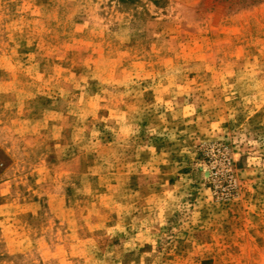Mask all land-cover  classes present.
I'll return each instance as SVG.
<instances>
[{"label":"rangeland","instance_id":"1","mask_svg":"<svg viewBox=\"0 0 264 264\" xmlns=\"http://www.w3.org/2000/svg\"><path fill=\"white\" fill-rule=\"evenodd\" d=\"M0 264H264V0H0Z\"/></svg>","mask_w":264,"mask_h":264}]
</instances>
